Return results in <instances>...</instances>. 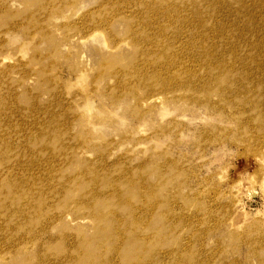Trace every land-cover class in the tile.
Segmentation results:
<instances>
[{
    "label": "rangeland",
    "instance_id": "obj_1",
    "mask_svg": "<svg viewBox=\"0 0 264 264\" xmlns=\"http://www.w3.org/2000/svg\"><path fill=\"white\" fill-rule=\"evenodd\" d=\"M178 1L0 0V15L4 17L0 19V58L10 57L0 69L15 67L10 74L15 97L22 104L30 103V111L39 115L28 122L15 114V133L8 132L0 140V157L7 150L10 159L0 173L12 172L15 179L24 177L19 168L23 165L15 166L17 158L23 164L29 159L33 173L40 171L37 165L48 166L47 154L35 156L29 148L36 143L32 135L42 127L39 122L43 118L62 117L63 127L58 128L56 140L68 145L66 155L54 158L53 163L69 173L62 175L58 170L52 175L53 188L61 189V199L44 202L42 209V204L36 203L39 212H35V206L29 210L32 218L23 217L25 222L28 218L34 222L31 229L38 232V243L47 245L44 254L55 258L56 253H74L78 244L102 230L90 213L78 210L83 201L81 193L75 191L90 175L96 177L104 192L113 189L108 180L125 177L138 184L135 190H124V200L129 204L118 212L109 208L104 213H118L128 229L137 220L139 226L133 228L140 235L157 239L148 244L149 252L144 257L147 264L155 256L159 264H264V69H258L264 56L261 61L260 57L251 61L256 48L252 34L248 40L241 39L244 42L232 53L221 54L220 48L214 55L219 64L233 57L249 60L251 69L230 72L226 64L225 71H221L215 64L207 71L208 53L200 55L191 47L199 46L201 41L193 39L191 46L186 43V35L197 33L204 18L221 27L220 38L224 41L240 35L234 32L250 31L252 21L263 33L264 1L223 0L206 9L204 17L193 16L189 4ZM146 4L168 6L164 13L158 10L148 19H141L144 26L131 22ZM186 18H190L191 27L182 23ZM8 21L14 24L12 30L6 26ZM171 22L183 29L171 30ZM142 36L164 40L177 52L173 62L161 55L155 57L156 63L141 59L144 72L156 68V81L128 78L116 63L133 55L137 50L134 39ZM138 45L140 55L155 46L148 40H138ZM182 74L194 78L190 81L195 82L199 92H208L209 99L202 101L204 97L192 94L182 83L185 78H177ZM135 75H141V71ZM211 80L217 86L235 87L249 81L256 91L243 93L240 97L244 102L234 96L223 99L216 89H210ZM2 85L5 88V83ZM154 95L161 99L151 101ZM257 107L262 115L255 110ZM54 125L59 127V122ZM42 147L50 149L39 145L36 154ZM49 156L53 157L51 153ZM40 177L38 185L47 191L49 185L42 170ZM147 180L160 187L140 198V187ZM25 196L33 200L30 194ZM31 203L34 206L35 202ZM6 232L0 230V264H27L25 256L39 251L38 244H20L13 249L7 243ZM124 256L133 259L136 253Z\"/></svg>",
    "mask_w": 264,
    "mask_h": 264
},
{
    "label": "bare ground",
    "instance_id": "obj_2",
    "mask_svg": "<svg viewBox=\"0 0 264 264\" xmlns=\"http://www.w3.org/2000/svg\"><path fill=\"white\" fill-rule=\"evenodd\" d=\"M222 1L223 0H201V2L198 3L197 0H180L178 2L182 5L189 4L191 9L195 12L193 16H203L204 17V12L206 9L215 7L216 5H220ZM262 1L264 0H261V2ZM243 5L246 6V3H243ZM167 6L168 5L151 6V5L146 4L145 7L140 8L141 10H139L138 13L134 15V17L130 21L134 22V24L138 23V25L144 26V23H143L144 21H140L141 19H144V18L148 19V17H150L153 13H156L158 10L161 13L162 11L164 13V10H166ZM1 11H3V9H1L0 7V12ZM2 18L4 17L0 15V19ZM204 19L201 20L200 29L198 30L197 33L186 35L187 37L186 43L190 45L189 42L193 39L201 41L199 46H196V47L191 46V45L190 46L193 49L199 50L200 55L204 53H208V54H205V55H209V58L205 62V69L207 71H209L211 68H215L216 67L215 64L219 65V67L221 68V71H225L224 67L226 66V64H227V67H225V69L230 72H233L236 69H240L246 72L249 69H251L252 67L251 68L248 67L249 60L243 61L242 59H236L235 57H233V59L229 61L228 63L219 64L214 61V55L217 53L218 49L220 48H222L221 54L232 53L233 48L238 47L244 42V41H241V39L248 40L249 36H251L252 34L255 35L254 45L256 48H254L253 50L251 61L252 59H254L253 61L256 62L255 58L258 59L257 57H260L259 61H261V58H262L261 56L262 55L264 56V37H261V36H264V30H263V33L260 30L259 31L256 30L255 29L256 26L254 25L253 21L249 25V27H251L250 31L246 29L245 31L234 32L240 35L237 38H232L233 36L232 35L230 38H228V40L224 41L220 38V37L223 38L221 27H216L212 25L211 23L213 22V20L211 19H208V20H204ZM193 20H195L196 22L199 21V19H194V18ZM237 20L239 19L237 18ZM182 23L184 25H188V27H191L190 18L184 19ZM6 26L10 30L14 28V24H12L10 21L6 23ZM169 26H170V29L175 32H180L181 31L180 28L183 29V27L180 26V24L178 26L177 24L173 22H171ZM192 31H197V30L192 29ZM1 38H3L2 35H1ZM138 40H141V41L148 40L151 43H153L155 46L154 48L149 50L146 53V55H140ZM219 40L221 44L215 45ZM134 43L137 45V50L133 51V55L129 57H125L127 59L123 58V61L122 59H119V61L117 60L116 62V63H119L118 65L120 67L124 68L125 75L128 78H133L134 80H137L139 79V77H142V78H146L149 81H156L157 80L156 68H152L151 71L148 70L144 72L142 64H141V59L145 60L146 63H156L154 59L157 55H161L162 57L165 58V61H169V62L176 61L178 58L177 52L174 50H171L170 46L167 43H165L164 40L156 39L153 36H142L140 38L135 37ZM158 51H160L161 54H154L155 52H158ZM9 58H10L9 56L3 55L0 58V65L6 64ZM261 63H262L260 64L261 67H258V69H264V59L263 58H262ZM159 64H162V63H159ZM14 68L15 67L13 68L8 67L7 69L6 68L0 69V140H2L1 137H5L6 135H8V132L15 133V123L13 122L15 121L16 113H18L17 114L18 116L19 114L23 116L28 122L33 119L37 120L39 118V115L35 116L30 111V103L22 104L20 101L17 100L18 98L15 97V85H12L11 83L12 81L10 77V74L12 73V70ZM140 71H141V75L136 76L135 73L140 72ZM2 77H4L5 79H1ZM179 77L185 78V82H182V83L190 89V92L192 94L200 95L204 97L205 99L201 98L203 99L202 101H206L209 99L208 96H210V94L208 92H199V90L196 87L197 85H195V82L192 83L190 81L194 78L190 77L187 74L179 75L177 78ZM2 83H5V88L3 87ZM210 89L211 90L216 89L221 95V98L223 99H227L228 97H231V96L238 97L239 102H244L243 99L240 97L243 93L256 91V89L253 88L252 83H250L249 81H245L244 85L240 87H235L232 84L217 86L213 82V80H211ZM160 99H161L160 95H154L152 96L151 101L152 100L159 101ZM255 110L257 111L259 115H262V112H260V108L257 107L255 108ZM242 113L244 112L242 111ZM61 121H62V117L58 119L43 118L39 122L40 124H42V127L40 129L36 128L35 132L32 135V137L36 139V143H35L36 145L34 144L32 147L30 146L29 148H31L35 152V156L42 157L45 154H47V165L48 166L39 167V165H37L38 168L40 169V171H38L39 174L32 172L33 167L30 166L31 164L27 163L30 161L29 159L26 161V163L23 164L18 158L15 159V166L23 165L19 168L24 172V177L15 179V175L12 172L8 174L0 173V230L3 229L4 231H7L6 240H7L8 245L13 247L14 249L20 244L26 246L27 243H32V244L37 243L39 246V251H37L34 254L25 256V258L29 261L27 264H33V262L49 263L51 261H55L57 263H61L63 261L62 264H147L145 262L144 257H145V253L149 252L147 251L149 250L148 244H152L153 242L157 241V239L155 240L153 238L154 239L153 240L151 237H148L145 239L144 236L140 235L133 228L135 226H139V221L137 222V220L134 221V226L128 229L127 222L118 213L116 212L106 213L105 212L107 216L104 213V211L109 208L111 210L113 209V211L115 210L118 212V209H121V206L129 204L128 200L127 202L126 200H124L125 197L123 195H125L126 189L135 190V188L138 187V184L126 179L125 177L119 178V181H114V180L109 181L107 179L109 186H111L114 190L111 189L110 191L104 192L100 190V186L97 184L96 177L86 175L89 178H92V180L88 178L86 182L81 184L80 189H76V191L74 190L75 192L81 193V200L83 201L82 205L79 207L78 210L79 212L83 211L84 213L86 212L90 213L91 217H94L96 219V226L98 225V227L102 228V230H97V232H95L87 242L85 243L82 242V244H78L77 249L75 250L74 253L72 252L70 253L69 250L66 249L68 251L65 252V255L62 254L64 252L61 253V255H64V256L57 255L58 256L57 257L56 254L58 253H56L54 255L55 258H53L50 255L44 254L45 253L44 248L47 245L42 242H41V245L38 243L37 241L38 232L35 233V231L31 229L35 227L34 222L31 223V221L28 220L29 218H32V214L29 215V213H31V211L29 210L35 209L36 203L37 204L40 203V205L42 204V207H41L42 209L43 206L45 205V204L43 205L44 202L46 204L50 202L54 203L56 202L55 199L56 200L61 199V196H60L61 189L54 190L53 187H55V185L53 186V183H52L53 182L52 175L58 172V170H60V173L62 175L63 173H68V172L61 171L62 168L59 167L58 164H53L54 158L56 157L62 158L68 152V145L65 142L63 144H59L57 143V140H56L59 138V136H57V130L63 127V124L61 123ZM55 122L56 124L59 122V127H55L54 125ZM54 136L56 137L53 139ZM3 141H6V138H4ZM39 145L40 146L47 145L50 147V149L47 147V150L49 149V151H46L44 147H42V149H39L36 154V148L38 149ZM52 147H54L56 150H52ZM6 153H8V151L4 150V152L1 154L0 169L7 168L8 163L10 161L9 157L6 156ZM50 153L53 155V157L49 156ZM28 155L26 157H28ZM17 157L21 158L20 155ZM41 170L43 171L45 175V179L44 178L43 179L46 180V182L49 185V189L47 191L38 185V181L42 179L40 177ZM65 175H69V173ZM161 175L163 176L164 174L162 173ZM75 181L80 182V179H76ZM159 187H160V184L153 185L152 183H149L147 180L145 185L140 187L139 197L141 198L142 196L143 198L144 196H147L151 194L153 191L157 190ZM184 190H185V187H184ZM74 191L72 193H75ZM26 194L31 195V200L33 199L31 202L33 203L35 202L34 206H32V203L30 202V197L28 198L25 196ZM157 200L153 202H157ZM203 201L204 200L202 199V202ZM40 205L36 206V209H35L36 213L39 212ZM205 212L206 211H204V213ZM167 216L168 215H165L164 217H167ZM23 217L24 218L29 217V218L25 222V220H23ZM132 221L133 219L130 220V222ZM13 223L15 225H13ZM101 225H105L106 227L108 226L107 227L108 229H106V227H103ZM124 226H125L124 229H120ZM7 229L10 230V232ZM123 235L127 237V240L125 242L123 241ZM162 235H165V234H162ZM158 237L156 235V238ZM149 238L152 239V242L151 240H149ZM166 239L164 241H166ZM160 240L161 239L159 238V241ZM124 251L126 253V256H127V253H130V255H134L136 253V256L133 259L131 258V256H129L130 258H128V256L125 257ZM138 252L139 254L137 255ZM122 256L124 257L123 260H122ZM157 258L158 257L155 256L154 261L151 264H159L160 262H158ZM176 264H179V263H176Z\"/></svg>",
    "mask_w": 264,
    "mask_h": 264
}]
</instances>
